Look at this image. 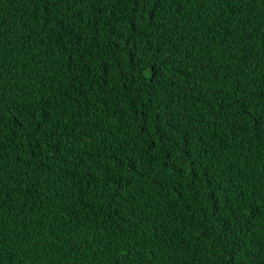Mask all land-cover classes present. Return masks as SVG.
<instances>
[{
	"label": "trees",
	"instance_id": "1",
	"mask_svg": "<svg viewBox=\"0 0 264 264\" xmlns=\"http://www.w3.org/2000/svg\"><path fill=\"white\" fill-rule=\"evenodd\" d=\"M147 11L0 0V264L264 260V0Z\"/></svg>",
	"mask_w": 264,
	"mask_h": 264
},
{
	"label": "snow or ice",
	"instance_id": "2",
	"mask_svg": "<svg viewBox=\"0 0 264 264\" xmlns=\"http://www.w3.org/2000/svg\"><path fill=\"white\" fill-rule=\"evenodd\" d=\"M45 2H50L51 5L54 7L58 0H45ZM102 2V0H101ZM170 0H133V5L137 9H146L148 10L146 13L147 17H150L151 19L155 20L157 16H159L163 10V5L165 3H169ZM121 3L126 4L127 0H121ZM137 19L143 20L144 17H137ZM68 30H72V25L69 24ZM154 27L159 30L158 25H154ZM144 61L141 60L140 64H143ZM149 69L151 70L153 76L158 71V69L154 66V64L149 63L148 64ZM256 123L258 124V131H264V118H261L260 120H257ZM253 264H256V262H253ZM260 264H264V260L260 261Z\"/></svg>",
	"mask_w": 264,
	"mask_h": 264
}]
</instances>
